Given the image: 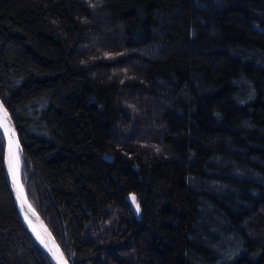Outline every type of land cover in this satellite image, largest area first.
Returning <instances> with one entry per match:
<instances>
[{
    "label": "trees",
    "instance_id": "trees-1",
    "mask_svg": "<svg viewBox=\"0 0 264 264\" xmlns=\"http://www.w3.org/2000/svg\"><path fill=\"white\" fill-rule=\"evenodd\" d=\"M0 98L71 264H264V0H0ZM3 153L0 264H55Z\"/></svg>",
    "mask_w": 264,
    "mask_h": 264
},
{
    "label": "water",
    "instance_id": "water-1",
    "mask_svg": "<svg viewBox=\"0 0 264 264\" xmlns=\"http://www.w3.org/2000/svg\"><path fill=\"white\" fill-rule=\"evenodd\" d=\"M0 104H2L4 109L6 110V116L4 112H0V125L2 127L4 135L3 167L5 173V180L10 189L15 205L22 217L24 224L27 226L33 236L36 239L37 236H39L40 239L44 241V244H41L40 241L37 239V241L49 254L53 262L55 264H64V262H66V264H71L66 258L62 248L60 247L50 228L48 227L44 219L40 216V214L36 211V209L33 207V205L30 203L26 195L20 174L16 169V164L14 160L15 144L17 145V150L19 154L18 136L16 128L13 119L8 110L6 109L1 98ZM127 200L129 201V203H133L129 197H127ZM45 244L47 245V247L44 246Z\"/></svg>",
    "mask_w": 264,
    "mask_h": 264
},
{
    "label": "snow or ice",
    "instance_id": "snow-or-ice-1",
    "mask_svg": "<svg viewBox=\"0 0 264 264\" xmlns=\"http://www.w3.org/2000/svg\"><path fill=\"white\" fill-rule=\"evenodd\" d=\"M0 112H4V113H5V116H6V110L4 109V107H3L2 104H0ZM131 199H132L133 204H136V203H137V202H136V197H135L134 195L131 197ZM137 211H139V206H138V204H137ZM37 239L40 241L41 244H44V241L41 240L39 236H37ZM44 246L47 247L46 244H45ZM64 264H66V262H64Z\"/></svg>",
    "mask_w": 264,
    "mask_h": 264
},
{
    "label": "bare ground",
    "instance_id": "bare-ground-1",
    "mask_svg": "<svg viewBox=\"0 0 264 264\" xmlns=\"http://www.w3.org/2000/svg\"><path fill=\"white\" fill-rule=\"evenodd\" d=\"M15 164H16V169L18 170L19 174H20V158H19V154H18V150H17V145L15 144Z\"/></svg>",
    "mask_w": 264,
    "mask_h": 264
}]
</instances>
